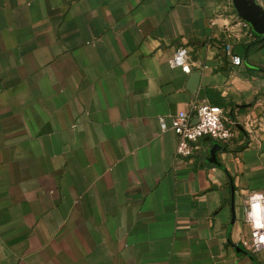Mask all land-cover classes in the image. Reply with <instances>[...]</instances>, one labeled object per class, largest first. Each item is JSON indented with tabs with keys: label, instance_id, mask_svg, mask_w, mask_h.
<instances>
[{
	"label": "crops",
	"instance_id": "crops-1",
	"mask_svg": "<svg viewBox=\"0 0 264 264\" xmlns=\"http://www.w3.org/2000/svg\"><path fill=\"white\" fill-rule=\"evenodd\" d=\"M231 6L0 0V264H264L241 243L264 189V41ZM197 101L232 135L176 157L171 117Z\"/></svg>",
	"mask_w": 264,
	"mask_h": 264
},
{
	"label": "built area",
	"instance_id": "built-area-1",
	"mask_svg": "<svg viewBox=\"0 0 264 264\" xmlns=\"http://www.w3.org/2000/svg\"><path fill=\"white\" fill-rule=\"evenodd\" d=\"M246 26L247 23L244 22ZM235 65L240 64L239 56H233ZM189 62V51L178 46L167 63L170 68H184ZM160 129L166 130L163 117H158ZM177 137L176 157L186 158L192 155L194 143L208 135L219 141H227L231 131L225 124L223 110L218 105L206 101H197L189 109L179 110L171 117L169 126ZM244 219L250 228L249 235L241 243L250 251L257 252L264 248V189L247 196Z\"/></svg>",
	"mask_w": 264,
	"mask_h": 264
},
{
	"label": "water",
	"instance_id": "water-1",
	"mask_svg": "<svg viewBox=\"0 0 264 264\" xmlns=\"http://www.w3.org/2000/svg\"><path fill=\"white\" fill-rule=\"evenodd\" d=\"M235 13L261 35L264 41V8L257 0H231Z\"/></svg>",
	"mask_w": 264,
	"mask_h": 264
},
{
	"label": "rangeland",
	"instance_id": "rangeland-1",
	"mask_svg": "<svg viewBox=\"0 0 264 264\" xmlns=\"http://www.w3.org/2000/svg\"><path fill=\"white\" fill-rule=\"evenodd\" d=\"M229 2L231 3V0H229ZM232 4V3H231ZM233 8V6H231ZM234 10V9H233ZM244 21V20H243Z\"/></svg>",
	"mask_w": 264,
	"mask_h": 264
}]
</instances>
